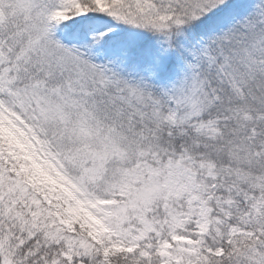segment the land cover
<instances>
[{
	"label": "snow or ice",
	"instance_id": "1",
	"mask_svg": "<svg viewBox=\"0 0 264 264\" xmlns=\"http://www.w3.org/2000/svg\"><path fill=\"white\" fill-rule=\"evenodd\" d=\"M0 264H264V0H0Z\"/></svg>",
	"mask_w": 264,
	"mask_h": 264
}]
</instances>
